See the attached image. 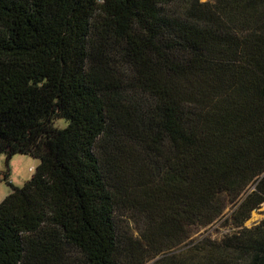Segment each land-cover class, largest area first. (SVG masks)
Segmentation results:
<instances>
[{"label":"trees","instance_id":"1","mask_svg":"<svg viewBox=\"0 0 264 264\" xmlns=\"http://www.w3.org/2000/svg\"><path fill=\"white\" fill-rule=\"evenodd\" d=\"M179 2L0 0V264H264V0Z\"/></svg>","mask_w":264,"mask_h":264},{"label":"rangeland","instance_id":"2","mask_svg":"<svg viewBox=\"0 0 264 264\" xmlns=\"http://www.w3.org/2000/svg\"><path fill=\"white\" fill-rule=\"evenodd\" d=\"M179 5L184 6L191 3L193 0H179ZM216 0H200V2H212L214 3ZM60 126L62 124H59ZM40 165V161L38 159L32 158L30 156L16 155L9 161V166L7 164L6 155L0 156V203L4 201V199L12 193V187L5 182L4 175L9 173L8 182H12L14 187H22L26 182L30 181L35 174L37 168ZM256 184L251 186V188L246 193L245 197L256 189ZM244 199V198H243ZM242 199V200H243ZM238 207V205H237ZM236 206H230L226 212V216L217 222L215 225L201 231L196 234L192 241L188 242L186 245L180 247L178 250H175L173 253L179 254L181 252H185L191 245L195 242H201L205 239H211L212 241L222 242L224 238L227 236H231L239 230L234 227L233 222L229 220L234 210L237 208ZM134 220H132V219ZM121 228L126 231H134L137 228V217L135 214H127L126 216H120L119 218ZM264 220V204L251 214L250 220L245 223V227L252 228L255 225L260 224ZM137 235V233H136ZM203 247L202 245H200ZM206 249V248H205ZM152 264V263H150Z\"/></svg>","mask_w":264,"mask_h":264},{"label":"crops","instance_id":"3","mask_svg":"<svg viewBox=\"0 0 264 264\" xmlns=\"http://www.w3.org/2000/svg\"><path fill=\"white\" fill-rule=\"evenodd\" d=\"M8 196H9V195H8ZM5 199H6V198H5ZM1 203H2V202H1ZM1 203H0V204H1Z\"/></svg>","mask_w":264,"mask_h":264}]
</instances>
